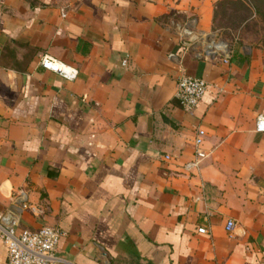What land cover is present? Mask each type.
Masks as SVG:
<instances>
[{"label":"crops","instance_id":"obj_1","mask_svg":"<svg viewBox=\"0 0 264 264\" xmlns=\"http://www.w3.org/2000/svg\"><path fill=\"white\" fill-rule=\"evenodd\" d=\"M222 1L0 0V215L58 228L66 264H264V43L222 39ZM183 75L209 86L190 112Z\"/></svg>","mask_w":264,"mask_h":264},{"label":"built area","instance_id":"obj_2","mask_svg":"<svg viewBox=\"0 0 264 264\" xmlns=\"http://www.w3.org/2000/svg\"><path fill=\"white\" fill-rule=\"evenodd\" d=\"M222 44V43H221ZM212 56H221L228 62L229 51L220 44H215L210 53ZM41 67L60 75L67 80L77 79L79 72L77 68L66 65L50 56H44L40 62ZM208 84L205 80L183 75L177 83L176 99L181 108L185 111H193L208 91ZM256 132L264 133V112L256 121ZM206 132L202 129L196 131L194 139L195 159L186 164V170L199 168L202 160L207 158V153L202 146L205 141ZM13 201L21 209L28 208L27 197L23 191H18L13 196ZM9 215H0V239L4 242L8 251L9 264H66L57 255L60 238L63 233L58 228L44 227L38 231L22 230L18 231L13 223L9 222ZM235 223L229 221L226 229L232 232ZM199 233L206 234L205 228H200Z\"/></svg>","mask_w":264,"mask_h":264},{"label":"trees","instance_id":"obj_3","mask_svg":"<svg viewBox=\"0 0 264 264\" xmlns=\"http://www.w3.org/2000/svg\"><path fill=\"white\" fill-rule=\"evenodd\" d=\"M216 17L227 19L235 26L251 18L260 20L264 25V0H224L218 5Z\"/></svg>","mask_w":264,"mask_h":264},{"label":"rangeland","instance_id":"obj_4","mask_svg":"<svg viewBox=\"0 0 264 264\" xmlns=\"http://www.w3.org/2000/svg\"><path fill=\"white\" fill-rule=\"evenodd\" d=\"M215 27L223 40L264 43V25L256 18H251L242 25L235 26L234 23L229 22L227 19L218 17Z\"/></svg>","mask_w":264,"mask_h":264}]
</instances>
